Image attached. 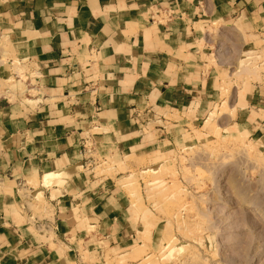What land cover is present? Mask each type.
<instances>
[{"label": "crops", "instance_id": "1", "mask_svg": "<svg viewBox=\"0 0 264 264\" xmlns=\"http://www.w3.org/2000/svg\"><path fill=\"white\" fill-rule=\"evenodd\" d=\"M232 32L264 42V0H0V34L28 70L27 97L0 98V264L126 254L146 216L117 165L212 122L241 56ZM234 90L221 126L264 151V79Z\"/></svg>", "mask_w": 264, "mask_h": 264}, {"label": "rangeland", "instance_id": "2", "mask_svg": "<svg viewBox=\"0 0 264 264\" xmlns=\"http://www.w3.org/2000/svg\"><path fill=\"white\" fill-rule=\"evenodd\" d=\"M227 40L241 56L221 76L224 103L212 122L146 160L125 159L135 166L117 165L129 172L134 203L146 217L144 233L111 264H264V151L221 126L234 88L245 92L264 79V42L255 38L252 50V40L242 44L234 32ZM27 71L0 34V98L20 93L25 99Z\"/></svg>", "mask_w": 264, "mask_h": 264}, {"label": "built area", "instance_id": "3", "mask_svg": "<svg viewBox=\"0 0 264 264\" xmlns=\"http://www.w3.org/2000/svg\"><path fill=\"white\" fill-rule=\"evenodd\" d=\"M160 16V13H156L154 14L153 18H152V21L154 22L155 21V17H159ZM20 79V78H19ZM21 80V79H20ZM28 81V77L26 76V80L24 81V83H27Z\"/></svg>", "mask_w": 264, "mask_h": 264}]
</instances>
